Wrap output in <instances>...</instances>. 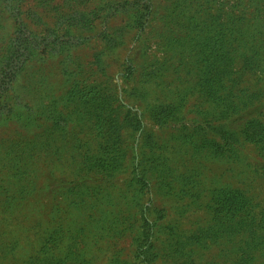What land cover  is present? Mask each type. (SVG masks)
Segmentation results:
<instances>
[{"label":"rangeland","instance_id":"1","mask_svg":"<svg viewBox=\"0 0 264 264\" xmlns=\"http://www.w3.org/2000/svg\"><path fill=\"white\" fill-rule=\"evenodd\" d=\"M0 0V264H264V0Z\"/></svg>","mask_w":264,"mask_h":264},{"label":"trees","instance_id":"2","mask_svg":"<svg viewBox=\"0 0 264 264\" xmlns=\"http://www.w3.org/2000/svg\"><path fill=\"white\" fill-rule=\"evenodd\" d=\"M243 4L244 3L241 0H238L236 2V7L242 6ZM260 14L264 15V9L263 8L260 10ZM261 19H264V16ZM262 22L264 24V20ZM263 43H264V40H263ZM246 138H247V140L250 143L255 144L257 146L263 147V143H264V126L263 125H256L254 127V129H252L247 134Z\"/></svg>","mask_w":264,"mask_h":264}]
</instances>
